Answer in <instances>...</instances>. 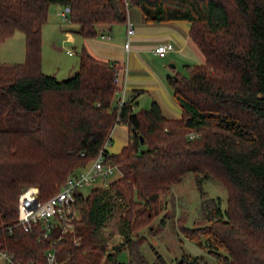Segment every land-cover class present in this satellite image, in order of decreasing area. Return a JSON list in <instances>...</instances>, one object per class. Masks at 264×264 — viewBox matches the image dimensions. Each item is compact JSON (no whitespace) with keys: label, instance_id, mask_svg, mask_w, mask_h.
Masks as SVG:
<instances>
[{"label":"trees","instance_id":"16d2710c","mask_svg":"<svg viewBox=\"0 0 264 264\" xmlns=\"http://www.w3.org/2000/svg\"><path fill=\"white\" fill-rule=\"evenodd\" d=\"M52 4L67 7L68 21L83 37L126 22L130 6L148 22L188 21L204 62L168 76L180 117H166L156 101L134 110L137 91L117 113L120 64L85 48L72 75L43 72L42 27ZM15 30L24 34L25 58L0 64L1 250L19 264H51L48 250L56 264H135L116 253L124 246L132 256L139 252L129 232L148 222L160 195L189 172L208 224L183 228L187 236L218 264H264V0H0V42ZM119 122L128 126L129 138L118 152L105 148V154L121 175L87 195L75 193L73 230L58 227L48 237L36 223L23 230L17 224L20 192L32 185L47 199L108 137L111 142ZM209 178L225 188L224 208L202 188ZM113 196L125 200V240L108 250L98 233L113 211ZM184 258L179 264L199 262L198 256Z\"/></svg>","mask_w":264,"mask_h":264},{"label":"rangeland","instance_id":"374dc122","mask_svg":"<svg viewBox=\"0 0 264 264\" xmlns=\"http://www.w3.org/2000/svg\"><path fill=\"white\" fill-rule=\"evenodd\" d=\"M62 9L63 7L59 4L50 5L47 20L42 27L41 43V69L47 74L55 75L58 79H64L77 70L80 53L78 45L74 47L73 44L64 40V29L68 24L58 15V11ZM74 49L73 54H67L68 50ZM24 58V34L20 30H15L8 38L0 42V64L22 62ZM177 69L187 74L185 67L178 65ZM106 148L108 152L116 153L121 146L114 142L107 144ZM120 175L119 168H115L104 177H98L95 181L85 184L79 191L87 195L91 188L107 187L109 182ZM202 188L207 196L220 197L222 208L226 206V190L219 182L213 178L206 179L202 182ZM112 200L113 211L98 233L100 240L107 244L108 250L125 240L120 225V215L124 213L125 200L116 196H113ZM201 201L202 197L194 176L188 172L181 182L173 185L167 193L160 195L159 207L155 215L142 227L129 232L134 241V250L139 252L132 256L127 246H124L116 253L117 259L128 262L133 257L135 264H179L183 257L187 262L190 257L198 256V264H218L214 254L195 244L183 230V228L189 229L208 224L201 213ZM75 216L78 220L79 212L76 209ZM54 262L52 264H56L55 260ZM0 264H7V260L1 253Z\"/></svg>","mask_w":264,"mask_h":264},{"label":"crops","instance_id":"0c3cea01","mask_svg":"<svg viewBox=\"0 0 264 264\" xmlns=\"http://www.w3.org/2000/svg\"><path fill=\"white\" fill-rule=\"evenodd\" d=\"M59 11L58 15L61 17ZM128 18L135 26V33L127 52L123 46L125 22L110 27L101 26L96 36L83 37L76 31L78 25L61 18L68 24L64 29V40L74 47L78 45L79 49L85 48L98 59L126 64L127 93L131 97L134 92H138L134 100V110L148 108L152 101H156L166 117H180V108L173 97L168 76L177 72L183 74L177 69L178 65L186 68L187 64L204 62L202 51L188 34L189 22H148L135 6L128 8ZM158 43H170L173 48L164 55H159L153 51ZM71 51H67V54H73L75 49ZM116 97L115 94L113 105ZM128 138V126L125 123H116L111 131L110 143L117 142L122 147Z\"/></svg>","mask_w":264,"mask_h":264},{"label":"built area","instance_id":"2783aa9c","mask_svg":"<svg viewBox=\"0 0 264 264\" xmlns=\"http://www.w3.org/2000/svg\"><path fill=\"white\" fill-rule=\"evenodd\" d=\"M63 20H68L67 7L59 11ZM126 35L124 41V50L127 52L131 46V39L135 33V26L132 21L126 19ZM104 35V34H102ZM173 46L170 43H158L153 51L159 55H164ZM71 53V50H68ZM116 101L114 107L119 113L123 104L130 98L127 93V65L119 66L116 76ZM111 136V133H110ZM110 143L109 137L105 140L103 146L97 155L92 158L84 167L78 171H73L61 185L59 190L45 200L38 197V188L35 186H26L19 194L17 204V224L23 230L28 231L36 223L41 225L44 237L55 229L60 228V232L71 231L74 228L75 209L72 207L75 201V193L85 184L95 181L98 177L113 172L117 168L112 160L106 158L105 148ZM105 184V182H104ZM0 253L7 260V264H19L13 254H9L0 249ZM46 260L51 263L55 260V254L52 250L46 252Z\"/></svg>","mask_w":264,"mask_h":264},{"label":"water","instance_id":"95a60500","mask_svg":"<svg viewBox=\"0 0 264 264\" xmlns=\"http://www.w3.org/2000/svg\"><path fill=\"white\" fill-rule=\"evenodd\" d=\"M172 65H174V64H172ZM175 78H176V76H175Z\"/></svg>","mask_w":264,"mask_h":264}]
</instances>
